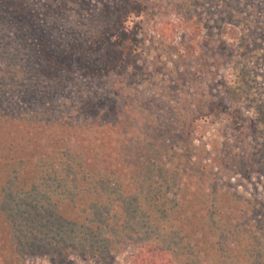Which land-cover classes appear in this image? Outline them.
Listing matches in <instances>:
<instances>
[{"label":"trees","instance_id":"trees-1","mask_svg":"<svg viewBox=\"0 0 264 264\" xmlns=\"http://www.w3.org/2000/svg\"><path fill=\"white\" fill-rule=\"evenodd\" d=\"M96 1L0 0V60L20 75L18 82L12 81L14 73L0 69V86H11V99L22 111L19 121L36 126L37 118L54 114L57 107L52 101L70 97L64 90L71 92L67 84L75 70L90 77L94 70L115 74L124 52H133L135 47H128L118 32L135 12L128 5L137 1L116 0L114 6L107 0L98 6ZM174 3L177 24L192 23L197 36L207 30L208 35L213 33L214 27L210 33L207 19L192 7L199 3ZM207 5L223 7L218 0H208ZM252 6V23L239 8L219 17L220 23L240 19L243 25L238 44L219 41L240 61L248 51L258 52L255 71L264 65V0ZM83 11L88 15L84 19L73 15ZM208 40L197 42V49ZM128 43H133V36ZM2 72L11 79L6 81ZM191 77L186 69L179 81L185 84ZM116 83L85 99L73 95L82 100L68 106L82 124L106 135L97 153L110 159L97 158L88 167L79 146L63 147L66 142L46 154L40 152V158L50 157L49 179L42 177L40 166L32 181L16 185L15 191L23 197L19 202L26 206L20 209L18 228L12 212L1 205L16 192L0 198L1 221L9 237L5 247L18 258H47L49 264H74L73 256L93 264H119L118 257L126 252V264H264V199L248 197L236 184L222 181L223 168L244 171L240 155H224L217 167L208 156L207 143L195 135L193 125L207 107L204 102L211 104L201 85L191 92L195 97L191 103L172 106L170 93L157 97L152 108L168 107L169 117L154 111L151 118L145 117L152 124L146 120L138 125L129 114L124 95L128 89L117 88ZM253 106L263 124L256 127V139L264 142V93L253 100Z\"/></svg>","mask_w":264,"mask_h":264},{"label":"rangeland","instance_id":"rangeland-1","mask_svg":"<svg viewBox=\"0 0 264 264\" xmlns=\"http://www.w3.org/2000/svg\"><path fill=\"white\" fill-rule=\"evenodd\" d=\"M107 1L113 6L117 2L116 0ZM136 1L128 5L134 8L135 12L128 17L125 28L118 32L128 47H135L133 52L129 50L124 52L123 62L116 70H113L115 74H100L94 70L95 74L92 71L93 75L90 77L87 74L85 76L80 70H75L71 75V82L67 84L71 92L64 90L70 97H56V100L52 101L57 107L54 114L37 118L36 126H28L26 122L18 120L21 109L18 108L17 100L11 99L13 93L11 86H0L5 100L0 102V115L4 117L0 120V198H6V193L15 191L20 181V185L32 181L40 166L43 168L42 177L48 180L50 157H40L46 151L53 150V147H59L57 145L59 142H66L63 145L66 148L69 144L73 148L79 146L82 156L88 159L85 161L88 167L97 158L105 161L110 159L103 152L100 155L97 153L98 150L101 151L99 148V143L102 144L101 138L104 139L106 135L100 134L99 129L95 127L82 124L76 118L77 112L68 106L77 105L79 100H82L75 99L73 95L78 94L85 99L87 94L106 92V86L110 88L111 83L113 84L116 80L117 88L128 89L124 95L127 96V102L130 104L129 114L134 121L137 120L138 125H143L146 120L148 124H152L153 121L148 122L145 117L151 118L150 115L154 111L165 113L169 117L168 107L166 110H164L166 106L163 105L160 108H152L157 97L170 93L169 100L172 106L178 103H191L195 100L191 92L201 85L204 89L203 96L208 97L211 104L204 102L207 107L202 110L199 115L201 118L193 125L195 135L200 136L202 144L207 143L208 156L217 167L219 158L221 159L224 155L228 157L236 153L240 155V160L243 161L240 165L244 167V171L223 168L222 181L236 184L238 189L248 197L264 199V160L259 162L264 157V142L256 139V127L258 124H263L259 122L256 116L257 111L253 106V100L264 93V65L260 64L254 71L255 61L259 57L258 52L248 51L246 58L240 61L232 56L219 41L223 39L231 46L240 42L237 34L243 29L240 19L220 23L219 17L224 18L227 10L239 8L242 14L245 12L252 23L254 17L252 5L256 0H218L223 7L207 5L208 0H194L196 4H199L192 7L196 10L198 8L200 18L207 19L210 33H212L211 28L214 27L211 35L207 34V30L198 36L195 35L197 30L192 23L177 24V16L172 6L175 4L174 1L180 0ZM96 2L98 6L101 5V0ZM141 4L146 8H143ZM73 15L82 16V19L88 16L85 11L80 12L79 15ZM130 36H133L132 44L128 43ZM1 37L7 39V36L1 35ZM206 38L209 39V43L203 42L206 46L203 45L198 50L197 44ZM235 59L237 60L234 61ZM0 69L14 73V78L11 79L2 72L1 74L6 76V81L20 80V75L16 74V70L8 69L5 61L0 60ZM186 69L192 77L182 84L179 78ZM242 70L246 71L244 77H241ZM172 86H175L174 92H172ZM222 97L226 100H223L224 103L219 102ZM36 106L40 109L38 102ZM230 107L233 112H237L235 116L230 114ZM204 110L205 114H203ZM40 130L42 132L39 133ZM195 144H198V140H195ZM217 167L214 169L217 170ZM46 183L50 185L53 181H46ZM15 192L13 197L8 198V203L1 199V205L12 212L14 227L18 228L16 224L21 220L20 209L26 206L21 205L19 200L23 197L18 191ZM27 195L29 199L33 198L32 191ZM29 203L31 204V201ZM2 216L0 212V264H49L47 258L32 256L18 258L5 247L9 237L7 228L1 221ZM128 254L126 252L118 257L119 264H126L125 258ZM72 259L74 264H93L74 256Z\"/></svg>","mask_w":264,"mask_h":264}]
</instances>
